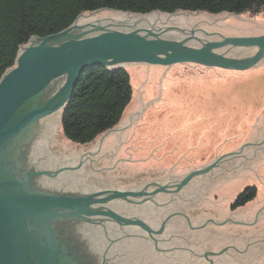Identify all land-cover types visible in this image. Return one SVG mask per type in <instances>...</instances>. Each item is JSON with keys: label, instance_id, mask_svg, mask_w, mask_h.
I'll list each match as a JSON object with an SVG mask.
<instances>
[{"label": "rangeland", "instance_id": "1", "mask_svg": "<svg viewBox=\"0 0 264 264\" xmlns=\"http://www.w3.org/2000/svg\"><path fill=\"white\" fill-rule=\"evenodd\" d=\"M121 16L159 17L167 20L160 26L192 28L198 30L196 35L213 41L223 36L264 35L263 14L137 15L102 10L85 13L76 23ZM199 29L218 34H206ZM186 43L190 47L195 45L193 40ZM255 52L256 49H248L242 55L248 57ZM124 68L130 76L133 95L115 128L118 130L113 129L88 145L76 144L64 136L61 110L55 134L46 144L48 153L59 159L85 154L82 161L86 162L75 169L82 173L84 185L99 191H133L150 183L178 181L247 143L264 141V63L248 71L194 64H127ZM99 144L96 153H89L96 151ZM226 158L228 161L218 164L222 167H215L204 178L195 176L176 191H160L151 197L157 202L171 198L192 201L163 205L149 200L125 201L116 211L140 215L152 227L162 226L176 213L185 215L194 226H202L209 219L238 221L241 223H209L191 229L185 218L177 216L167 223L163 236L181 232L156 244L166 249L195 248L203 253L229 246L247 249L241 252L228 248L219 255L200 256L188 250H160L148 240L122 238L121 245L132 251L130 264L139 260L141 264H264V142L246 145ZM249 187H256V197L244 207L233 208L238 196ZM157 189V185L148 186L149 192ZM257 214L256 223L242 224L253 223Z\"/></svg>", "mask_w": 264, "mask_h": 264}, {"label": "water", "instance_id": "2", "mask_svg": "<svg viewBox=\"0 0 264 264\" xmlns=\"http://www.w3.org/2000/svg\"><path fill=\"white\" fill-rule=\"evenodd\" d=\"M166 21L159 17L121 16L79 22L61 33L34 38L22 48L16 66L0 81V264H34L28 252L34 249L33 242L38 241L29 227L33 220L44 222L51 242L49 248H44L47 245H35L36 249L59 250L60 255L65 254L61 251L63 248L67 249L76 258L75 264H130L132 251L121 245L122 238L148 240L160 250H188L200 256L219 255L227 252L228 248L239 250L229 246L217 252L203 253L193 248L187 237L184 239L193 250L161 248L156 242L168 240L177 236L174 233L181 232L163 236L167 223L177 216L185 218L191 229L209 223L241 222L209 219L202 226H194L185 215L176 213L162 226L152 227L140 215L117 213L116 209L125 201L149 200L158 205L190 201L171 198L167 202H157L151 197L160 191H176L195 176L204 178L215 167H222L218 164L228 161L226 156L239 153L246 145H259L264 141L247 143L181 180L150 183L133 191H99L88 187L83 184L82 173L75 171L86 162L82 161L85 154L59 159L46 149L47 142L55 134L61 110L63 113L86 68L95 65L124 68L127 64L166 67L194 64L248 71L264 63V35H221V40L213 41L196 35L198 30L192 28L160 26ZM187 40H193L194 47L188 46ZM248 49H256V52L248 57L242 55ZM100 144L96 151L89 153H96ZM222 158L226 159L219 162ZM21 165L26 169L21 171L19 168L22 173L16 174ZM40 176L42 178L36 182L45 188L32 189L31 181ZM149 185H157L158 189L149 192ZM258 214L253 223L242 224L256 223ZM54 231H57L56 237ZM34 257L37 264H56L53 262L55 259L48 260L46 253ZM137 264H141V260Z\"/></svg>", "mask_w": 264, "mask_h": 264}, {"label": "trees", "instance_id": "3", "mask_svg": "<svg viewBox=\"0 0 264 264\" xmlns=\"http://www.w3.org/2000/svg\"><path fill=\"white\" fill-rule=\"evenodd\" d=\"M102 10L137 15L203 12L255 16L264 15V0H0V81L16 66L22 48L32 39L61 33L83 14ZM132 95L125 68H86L62 113L64 136L79 145L93 143L120 124ZM256 193V187L247 188L233 208L246 206Z\"/></svg>", "mask_w": 264, "mask_h": 264}, {"label": "flooded vegetation", "instance_id": "4", "mask_svg": "<svg viewBox=\"0 0 264 264\" xmlns=\"http://www.w3.org/2000/svg\"><path fill=\"white\" fill-rule=\"evenodd\" d=\"M25 167L26 166H22V165L20 167H18L16 174L22 173L21 171H24V169H26ZM19 168L21 169V171L19 170ZM40 178H42V177L40 176V177L35 178V179H33L31 181L30 186H31L32 189H35V188L41 189V188L44 187V186L42 187V185H38L37 182H36V179L40 180ZM43 223L44 222H42V221H34L33 220L32 222H30V225H29L30 229L33 231V236H36L37 239H38L37 243L33 242V244H32L34 249H29L28 250L29 254L32 256L33 263L34 264L38 263V261H35L34 255L40 254V253H46V255L49 256V257H47L48 260L49 259H53V260L55 259L53 262H56V264H75L76 258L74 256H72L70 251L67 250V249L63 248V250H61V251H63L65 253L63 255H60V251L59 250H51V249H48V250H37L36 249L35 245H47L44 248H49V243H51L50 241H48L49 240V236L47 234L46 227H45V225ZM56 234H57V231H54V236L55 237L57 236ZM61 245L63 246V243ZM53 249H55V246H54Z\"/></svg>", "mask_w": 264, "mask_h": 264}, {"label": "bare ground", "instance_id": "5", "mask_svg": "<svg viewBox=\"0 0 264 264\" xmlns=\"http://www.w3.org/2000/svg\"><path fill=\"white\" fill-rule=\"evenodd\" d=\"M79 20V19H78Z\"/></svg>", "mask_w": 264, "mask_h": 264}]
</instances>
